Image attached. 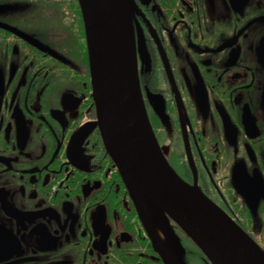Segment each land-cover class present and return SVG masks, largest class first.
Returning a JSON list of instances; mask_svg holds the SVG:
<instances>
[{
  "label": "flooded vegetation",
  "instance_id": "af4514ba",
  "mask_svg": "<svg viewBox=\"0 0 264 264\" xmlns=\"http://www.w3.org/2000/svg\"><path fill=\"white\" fill-rule=\"evenodd\" d=\"M123 1L161 152L264 253V0ZM82 15L0 0V264H210L108 153Z\"/></svg>",
  "mask_w": 264,
  "mask_h": 264
},
{
  "label": "water",
  "instance_id": "95a60500",
  "mask_svg": "<svg viewBox=\"0 0 264 264\" xmlns=\"http://www.w3.org/2000/svg\"><path fill=\"white\" fill-rule=\"evenodd\" d=\"M104 145L147 219L167 214L210 264H264V253L158 146L142 102L123 0H79ZM158 242V238H155Z\"/></svg>",
  "mask_w": 264,
  "mask_h": 264
},
{
  "label": "bare ground",
  "instance_id": "6f19581e",
  "mask_svg": "<svg viewBox=\"0 0 264 264\" xmlns=\"http://www.w3.org/2000/svg\"><path fill=\"white\" fill-rule=\"evenodd\" d=\"M82 18H83L84 31H85V35H86V22H85L84 15H82ZM138 84H139V83H138ZM144 110H145V112H146L145 107H144Z\"/></svg>",
  "mask_w": 264,
  "mask_h": 264
}]
</instances>
